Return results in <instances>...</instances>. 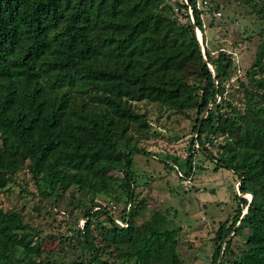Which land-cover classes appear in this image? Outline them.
Returning a JSON list of instances; mask_svg holds the SVG:
<instances>
[{
	"label": "trees",
	"instance_id": "obj_1",
	"mask_svg": "<svg viewBox=\"0 0 264 264\" xmlns=\"http://www.w3.org/2000/svg\"><path fill=\"white\" fill-rule=\"evenodd\" d=\"M239 3L262 28L235 99L225 87L239 52L211 57L206 0H0V196L17 185L33 211L71 206L84 221L59 223L69 237L43 250L40 229L0 207V264H181L180 228L168 229L159 213L138 223L151 211L134 193L133 161L147 153L126 134L131 125L149 134L141 102L195 113L186 162L159 159L175 173L176 196L192 188L194 150L236 184L216 215L196 201L206 264H264V4Z\"/></svg>",
	"mask_w": 264,
	"mask_h": 264
},
{
	"label": "rangeland",
	"instance_id": "obj_2",
	"mask_svg": "<svg viewBox=\"0 0 264 264\" xmlns=\"http://www.w3.org/2000/svg\"><path fill=\"white\" fill-rule=\"evenodd\" d=\"M206 1L211 8L202 12L201 19L205 45L212 52L211 57H215V51L218 49L227 53L237 54L239 52L237 64L240 67H238L236 76H233L225 87L229 95L239 99L241 93L234 92L235 79H243L244 71L247 70L252 60L255 45L258 42L257 35L262 28L260 20L256 14L251 13L250 7L239 3L242 0ZM196 35L197 38L201 37L198 32ZM185 72L194 79L196 71L193 68H186ZM136 107L140 113L146 115L150 123V131L146 136L137 131L133 125L126 134L129 146L143 149L147 153L146 156H135L133 161L136 184L134 193L138 198L147 200V209L151 211L149 214H142L138 223L146 217L149 218L150 215L153 217L155 213L163 215L167 220L168 229H181L177 234L178 257L181 264H206L205 258L200 255L199 248L202 244L201 249L204 248L203 241L206 240L208 228L196 214L198 210L196 201L198 203L207 202L208 214L216 215L218 207L222 209L221 203L230 199L236 184L234 183L231 189L228 174L223 170L212 172L214 165L208 161L207 157L194 150L191 163L192 188L176 196L178 182L174 176L175 173L173 174V171L167 173L159 159L170 157L182 165L186 162L195 113L190 111L182 115L145 102L138 103ZM211 153L214 157L217 153L216 149L213 148ZM111 174L117 176V173ZM7 188L9 192L0 196V207L18 209L22 214L23 222L31 228L40 229L43 250H56L59 235L69 237L68 227L59 223H72L76 220L77 227H81L84 222L80 214L75 213L71 206L67 209L62 206L53 209L48 216L44 214V209L37 213L31 208L33 200L29 195L20 192L17 185H8ZM27 191H32L30 183L27 185ZM214 203H219V205ZM101 205L104 203L101 202ZM92 236L98 239L97 232L94 230ZM68 254L69 258L79 255ZM106 261L107 264H113L110 259Z\"/></svg>",
	"mask_w": 264,
	"mask_h": 264
},
{
	"label": "built area",
	"instance_id": "obj_3",
	"mask_svg": "<svg viewBox=\"0 0 264 264\" xmlns=\"http://www.w3.org/2000/svg\"><path fill=\"white\" fill-rule=\"evenodd\" d=\"M178 177H180V178L182 177L180 173H178ZM180 184L182 185L183 189L188 188L191 185L190 177L181 179Z\"/></svg>",
	"mask_w": 264,
	"mask_h": 264
},
{
	"label": "water",
	"instance_id": "obj_4",
	"mask_svg": "<svg viewBox=\"0 0 264 264\" xmlns=\"http://www.w3.org/2000/svg\"><path fill=\"white\" fill-rule=\"evenodd\" d=\"M196 32H197V31H195V34H196ZM196 38H197V35H196ZM200 40H201V38H197L198 44H199V46H200L201 54L203 55V49H202V47H201ZM203 59H204V58H203ZM211 72H213L212 69H211ZM213 81L215 82V76H214V75H213ZM203 117H204V114L201 116L200 120H202ZM250 200H251V196H249L248 202H250ZM225 241H226V240H225ZM217 262H219V261H217Z\"/></svg>",
	"mask_w": 264,
	"mask_h": 264
},
{
	"label": "clouds",
	"instance_id": "obj_5",
	"mask_svg": "<svg viewBox=\"0 0 264 264\" xmlns=\"http://www.w3.org/2000/svg\"><path fill=\"white\" fill-rule=\"evenodd\" d=\"M198 32V31H197ZM199 33V32H198ZM201 38V37H200Z\"/></svg>",
	"mask_w": 264,
	"mask_h": 264
},
{
	"label": "bare ground",
	"instance_id": "obj_6",
	"mask_svg": "<svg viewBox=\"0 0 264 264\" xmlns=\"http://www.w3.org/2000/svg\"><path fill=\"white\" fill-rule=\"evenodd\" d=\"M199 35V34H198Z\"/></svg>",
	"mask_w": 264,
	"mask_h": 264
}]
</instances>
